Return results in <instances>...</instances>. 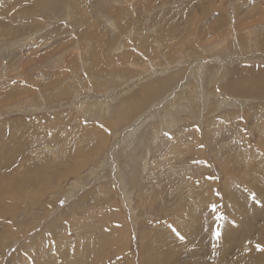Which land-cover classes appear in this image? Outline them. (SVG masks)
Instances as JSON below:
<instances>
[{
    "label": "rangeland",
    "instance_id": "374dc122",
    "mask_svg": "<svg viewBox=\"0 0 264 264\" xmlns=\"http://www.w3.org/2000/svg\"><path fill=\"white\" fill-rule=\"evenodd\" d=\"M21 1L8 13L17 21L0 12V125L9 123L0 140L11 146L0 158L23 161L7 169L24 185L6 202L29 213L4 218L19 236L3 242L0 264L25 244L28 264H85L86 235L106 244L103 264H143L141 244L180 230L184 238L188 223L264 225L256 221L264 137L255 127L264 118L249 123L245 113L262 115L264 89L248 95L232 83L243 69L264 74V0ZM14 2L0 0V10ZM23 6L29 12L15 15ZM123 106L135 110L114 124ZM232 112L237 120L226 127ZM129 154L138 164L133 182ZM97 189L99 200H111L102 207L91 205ZM209 194L211 209L201 203ZM75 203L74 217L92 233L71 229L64 212ZM144 226L149 236L141 237ZM66 240L79 243L70 259L57 246L68 251Z\"/></svg>",
    "mask_w": 264,
    "mask_h": 264
},
{
    "label": "bare ground",
    "instance_id": "6f19581e",
    "mask_svg": "<svg viewBox=\"0 0 264 264\" xmlns=\"http://www.w3.org/2000/svg\"><path fill=\"white\" fill-rule=\"evenodd\" d=\"M21 2H22L21 0H15L13 5L5 3L6 6L5 7L2 6L3 8L1 7L2 9L0 10V12L5 14V16H2L1 19L7 18L8 19L7 21H9L11 23L17 21V19H14V17L12 15L9 16L8 13L14 7L16 9V6L17 5L19 6L21 4ZM12 11L14 12L15 10H12ZM22 12H29V10L25 6H23L19 11H17L15 13V15H17V16L21 15ZM10 14H12V13H10ZM4 21L6 22V20H4ZM0 22H1V20H0ZM237 69H239V68H237ZM248 69H249V67H248ZM251 69L252 68H250L249 70L243 69L239 73H236L238 75L233 76V77H235L234 80L239 78L238 83L236 82V84H235L234 80L232 81V83L235 85V87L233 85L235 90H236V87L239 86L241 89L239 87H237V88H239L240 91H244L248 95L251 92H253L254 95H256L257 92L259 93V89H260L259 86L260 87L263 86V89H264V74H262L261 76H259L257 78L254 76L255 69L254 70H251ZM234 71H236V70L234 69ZM262 71L264 72V68L262 69ZM233 74L235 75V73H233ZM233 74L231 73V76H230L231 79L230 80L233 79L232 78ZM258 80H259V83L257 82ZM165 84H168V83H165ZM253 85H256V86H253ZM230 86H232V85H230ZM43 87H46V85L45 86L43 85ZM233 87H231V88H233ZM257 88H258V91H257ZM260 91L262 92V90H260ZM262 93L264 94V90ZM145 94L146 93H143V95H145ZM45 100L50 102L51 96L49 94H47ZM228 103L230 104V102H228ZM134 110L135 109L131 106H127V107L123 106V107L119 108L118 111H116V113L114 115L116 117L114 124L117 123V125H118L120 122L127 121V117L129 115V112L132 113ZM248 112L249 111H245V113L248 116L247 119L249 120V123L258 122L262 117L264 118V114H263L264 106H262V111H261L262 115L260 117H256L255 113L248 114ZM80 113H81V110H80ZM169 120H170L169 117L164 116L163 119L161 120V123L164 125L165 124L168 125L167 122H169ZM236 120L237 119L234 118L233 112L230 113L229 116L227 117V119H224V121L226 122L225 126L231 127V126L235 125ZM263 122L261 123L260 126L258 124L255 126L256 129L258 130V132L260 133L261 138L264 137V123ZM8 124L2 123L0 125V135H3L2 131L6 130L4 128L8 127L9 126ZM11 125H13V124H11ZM219 126H220V124H219ZM148 140L150 141L149 138H148ZM163 140L164 141L166 140V142L168 141V139H163ZM0 141H1L0 142V154L6 153L5 150L9 146L8 143H6L7 140L2 139ZM236 142L240 143L241 139H239V141H236ZM138 143H140V141ZM141 145H143V144H141ZM9 147H11V146H9ZM242 150H244L246 152L252 151V149L248 148L246 144L244 145V148ZM6 154H8V153H6ZM129 156H130V158H127V159L131 160L130 162H132L134 170L131 171L130 175H128V176H129V180L131 182H133V179L135 178L134 173L135 172L137 173L138 164H137V160H135L133 157L134 155L129 154ZM13 158H14L13 160H3L0 158V247L3 246V242H6L7 240H10V239H16L17 235L19 234L18 233V234L13 235V234L8 233L9 227L4 223V221H3L4 218L6 216H11V217L17 219V218H20L21 216L27 215L29 213V209H27V208L26 209L22 208L21 212L18 211V208H15V209H9L11 207L7 208L8 205H7L6 200L8 201V200L13 199V197L11 196V192H13V191L16 192L17 188H19L18 185H21V186H22V184L24 185V182H22L21 178H18L16 175L9 176V174L6 173L7 169L10 168L11 166H13V168L16 170L19 166L24 165L23 161L18 159V157H13ZM238 158H240V157H238ZM140 160H142V159H140ZM235 161H237V160L235 159ZM139 163H142V162H139ZM14 164H17V166ZM236 167H237V164H235V166L232 168L235 169ZM75 168H78V166ZM222 168H224V166H222ZM229 172H231V171H229ZM117 176H118V174H117ZM120 179H121V177H120ZM142 188H144V187H142ZM99 192H101V190L97 189V191L92 193V197L94 198V203H92L91 205L97 204V205H99V207H102L104 202H108L111 200H99V198H98ZM96 198L98 200H96ZM204 199L205 200H201L202 201L201 203L205 204V206H207L208 209H211V207H213V205H214V202H215L214 200L216 199V196L209 194V196L205 197ZM76 204L77 203H75V206L70 207L67 212L66 211L64 212V215L66 216V218L71 223V227H72L71 229L73 231L77 232L76 230H78L79 227H82V229L85 230V232L87 234L92 233L93 230H92L91 226L88 225L90 223L89 221L77 222V219L74 217V215H75L74 214V210H75L74 208L76 207ZM261 205H262L263 210H264V200L261 203ZM86 206H87V204H86ZM88 208L92 209L94 207H88ZM99 209H97V210H99ZM34 214H36V213H34ZM39 214H41V213H39ZM26 219H27V217H26ZM35 219H37V218H35ZM197 220H198V218H197ZM256 221H262L264 223V213H261L260 218L258 215L256 218ZM20 222L18 223V226H19V229L21 230V226L24 224L22 221H20ZM201 225H203V226H200L197 228L192 223L186 224L184 227L188 230H186V234H185L186 236L183 239H181L182 236H180V234L184 235V233L182 232V230H180V231H177V233L179 235H177L175 233H170L169 235H167L165 237L157 236L161 239L160 240L154 239L153 243H149L148 241H146L145 244H141V248H142L141 257L143 260V264H264V251H257L256 250L257 244H260L261 247H264V225H262L260 227L255 226V228H256L255 229L253 227V225L249 224V223H240V224L239 223L238 224H235V223H233V224L226 223L225 224L224 223V225L222 223V227L214 228L213 223L211 225L210 220L208 218L205 219L204 223ZM142 229H143V232L141 233V237L145 236L146 234H147L146 236H149V233L146 232L147 231L146 226L142 227ZM54 230H55L53 232L54 235H55L56 231H57L56 234L60 231L59 228H56ZM256 230H257V234H256V236H254L253 233ZM209 231H211L212 233L209 234ZM217 232L220 233L219 238H217V236H216ZM108 234L110 236L111 244L109 247L107 246L106 248H110L109 249L110 254H108V256L110 257L111 255L115 256L114 251L116 249L117 240H118L116 227H112L108 231ZM38 236L39 235H37L35 237L37 238ZM35 237L33 239H31L29 242H32L35 239ZM93 237L94 236H89V235H86L84 237V242H85V245L87 247V251L85 253L86 254L85 258L83 260H84L85 264H103L102 259L107 257V255H105L103 252V250H104L103 247H105V245H106V244L104 245V243H106V242L102 241V242H104L103 243L104 246L102 247V245L99 242L100 239L97 238L98 240H96ZM104 240H106V239L104 238ZM141 240H142V242L144 241L143 238H141ZM66 242H68L66 246H68V245L70 246L68 248V251L64 250L63 247L61 248V245H57V246L59 247L60 252H63V253H60L61 258H64L65 254H66L70 259L71 254L74 253V251H75V250L73 251V249H77L79 247V243L76 242L74 244L70 240L69 241L66 240ZM125 243H126V236L124 234V240L122 242V248H125ZM107 245H108V242H107ZM155 245L158 247L157 251H153V249H152V247ZM27 246H30V245L25 244L21 247L19 246L17 252L15 254H12L7 259L8 260L7 264H28L27 260H23V250H25ZM92 249H93V251L95 250V252H97L96 249L98 250V253L95 254V255L98 254V256L94 257V259L92 258V256H90V253H89V251H91ZM52 250H50L49 252H51ZM53 251L57 252L55 250H53ZM212 254H215V255L211 256ZM226 255H227V257H226ZM127 258H128L127 255L123 256L124 261ZM41 259L44 262L49 263L47 256H41ZM114 262H115V260L113 261V263Z\"/></svg>",
    "mask_w": 264,
    "mask_h": 264
},
{
    "label": "snow or ice",
    "instance_id": "6c2138e0",
    "mask_svg": "<svg viewBox=\"0 0 264 264\" xmlns=\"http://www.w3.org/2000/svg\"><path fill=\"white\" fill-rule=\"evenodd\" d=\"M166 135H167V133H166ZM253 199H255V196H253ZM216 236H217V238H219V237H220V233L217 232V233H216ZM181 239H183V237H181ZM256 250H257V251H264V247H261L260 244H257V245H256Z\"/></svg>",
    "mask_w": 264,
    "mask_h": 264
}]
</instances>
